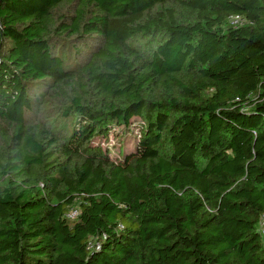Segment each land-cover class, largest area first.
I'll list each match as a JSON object with an SVG mask.
<instances>
[{"label":"trees","instance_id":"trees-1","mask_svg":"<svg viewBox=\"0 0 264 264\" xmlns=\"http://www.w3.org/2000/svg\"><path fill=\"white\" fill-rule=\"evenodd\" d=\"M263 214L264 0H0V264H264Z\"/></svg>","mask_w":264,"mask_h":264},{"label":"rangeland","instance_id":"rangeland-1","mask_svg":"<svg viewBox=\"0 0 264 264\" xmlns=\"http://www.w3.org/2000/svg\"><path fill=\"white\" fill-rule=\"evenodd\" d=\"M73 40L74 39L69 41V44L74 47L78 43ZM134 42L137 47L147 53L151 51L157 41L153 37L151 39L148 35H142L139 36ZM57 104V102H54L47 106V108H45L43 113H41L38 118L45 119L49 125H53L54 128H56V132H62L65 127L71 124L72 120L59 115ZM136 134L138 135V131L132 127H120L117 129L115 128L109 138L97 139L96 142L100 143L103 148L109 147L111 150V157H117L120 159L124 156V154L133 150L138 139Z\"/></svg>","mask_w":264,"mask_h":264},{"label":"built area","instance_id":"built-area-1","mask_svg":"<svg viewBox=\"0 0 264 264\" xmlns=\"http://www.w3.org/2000/svg\"><path fill=\"white\" fill-rule=\"evenodd\" d=\"M241 21H242V17L240 15H233L230 18V22L233 25H237ZM68 215L71 218H75L78 215V210L73 209ZM123 228H124V226L120 224L118 227V230H122ZM258 230H259V233L261 234V237H262V240L264 243V214L261 216ZM103 237L106 238L105 235ZM89 248L100 250L101 249V241L98 239H92L91 242L89 243Z\"/></svg>","mask_w":264,"mask_h":264}]
</instances>
